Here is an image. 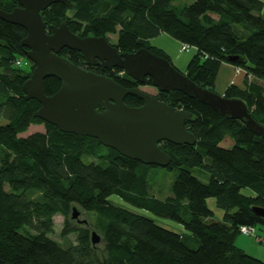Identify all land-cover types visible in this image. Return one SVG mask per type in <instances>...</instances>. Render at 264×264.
Instances as JSON below:
<instances>
[{
	"label": "trees",
	"instance_id": "obj_1",
	"mask_svg": "<svg viewBox=\"0 0 264 264\" xmlns=\"http://www.w3.org/2000/svg\"><path fill=\"white\" fill-rule=\"evenodd\" d=\"M69 1L71 10L57 3L40 13L48 33L65 22L79 37L117 35L120 52L146 48L167 61L146 42L170 35L194 46L182 74L202 88L214 92L221 63L242 68L245 88L230 86L223 96L244 101L251 117L264 125V88L256 84L264 80V0H195L187 5L176 4L178 0ZM17 6L15 0H0L2 11ZM25 37L23 28L0 20V118L6 120L0 124V264H264L235 245L240 227H264V219L252 211L264 209L263 137L179 92L158 93L169 106L191 112L185 128L196 139L193 146L160 144L171 158L162 169L177 170V175L170 196L159 199L150 191L160 167L129 160L96 139L62 133L33 116L40 104L26 100L22 90L34 68L29 60L30 68L25 65L20 45ZM59 55L83 67L79 52L64 48ZM87 70L123 87L136 86L125 75L119 77V69ZM60 85L45 78L44 94L53 95ZM143 85L151 86V79ZM124 103L139 107L142 101L127 96ZM37 125L44 131L29 134ZM225 139L232 141L231 148L220 147ZM83 157L94 161L84 163ZM194 168L207 173V182L192 174ZM245 189L251 194H243ZM35 190L42 193L41 200L30 199ZM112 195L182 225L185 233L111 203ZM209 198L223 211L220 221L213 220ZM72 205L94 214L103 253L92 244L90 230L68 226ZM57 214L65 220L61 237L75 235L68 247L51 238Z\"/></svg>",
	"mask_w": 264,
	"mask_h": 264
},
{
	"label": "water",
	"instance_id": "obj_2",
	"mask_svg": "<svg viewBox=\"0 0 264 264\" xmlns=\"http://www.w3.org/2000/svg\"><path fill=\"white\" fill-rule=\"evenodd\" d=\"M15 1L19 6L9 12L0 10V20L26 31L20 45L34 68L22 85L24 98L40 104L33 113L35 118L62 133L96 139L103 147L129 160L160 168H166L171 161L160 148L162 142L179 146H193L196 142L195 136L185 128V123L192 119L191 112L169 106L159 95L145 93L139 87H123L107 76L73 64L59 55L66 48L79 52L83 65L119 69L138 85L150 78L159 93L179 92L225 119L242 122L264 138V125L251 117L244 101L198 86L169 61L146 48L121 55L104 37H79L65 22L53 26L48 33L40 13L57 3L71 10L69 0ZM238 59L228 57L231 62ZM50 77L61 85L53 95L47 96L43 81ZM127 96L137 97L143 104L129 107L124 103ZM252 211L264 219L263 208L253 207ZM78 217L79 212L73 207L71 218L78 220ZM91 242L98 244L100 236L92 232Z\"/></svg>",
	"mask_w": 264,
	"mask_h": 264
},
{
	"label": "rangeland",
	"instance_id": "obj_3",
	"mask_svg": "<svg viewBox=\"0 0 264 264\" xmlns=\"http://www.w3.org/2000/svg\"><path fill=\"white\" fill-rule=\"evenodd\" d=\"M193 1H195V0H178L176 2V4L187 5V4H191ZM107 41H109V43H111V44H116L117 35H107ZM180 44L181 43L178 40L174 39L172 36L167 35V34H160L154 38L149 39L146 42V46L148 48H150L151 51H153L154 53H163L169 59L170 63L173 65L174 68H176L180 73H185L186 67H187L189 61L191 60V58L195 54V50L191 49L189 52H181L180 51ZM25 61H26L25 65L29 69L30 65H29V63H27L28 60L26 59V57H25ZM31 72H32V69H31ZM118 76L123 77L124 74L121 73ZM262 81L263 82L258 81L256 84L261 86L262 88H264V80H262ZM139 88H140V90H142L145 93H148L151 95L157 94V90L154 87L146 85V86H140ZM214 92L217 93V88L216 89L214 88ZM5 123H6V120L3 117L0 118V124L3 125ZM35 131L36 132L37 131H44L43 125L31 126L28 133L30 134V133L35 132ZM27 134H24V135H27ZM232 145H233V143L229 139H225L223 142L220 143V147H223V148H231ZM82 161L84 163H89V162H92L94 160H92L91 158L83 157ZM157 170H158V173H157L156 180L152 181V183H151L152 188H151L150 194L154 195L155 197H157L159 199H165L166 197L170 196V194H171L170 186H171L173 180L175 179V176L177 175V170L167 171V170L162 169V168H158ZM192 174L195 177H197L199 180H201L202 182H207L208 175H207V173H205L201 169L194 168L192 170ZM242 193L245 195L251 194V192L249 190H246V189L242 190ZM29 197H30V199L38 201V200L42 199V193L39 190H35L33 192H29ZM108 200L117 206L124 207V208H126L132 212H135V213H138L141 215H145L149 218H152L158 224H161L166 228H169L173 231H177L180 233H185L182 225H180V224H178V223H176L170 219H164V218L157 217V216L153 215L152 213L145 211L143 209L136 208V207L130 205L129 203L125 202L124 200L120 199L119 197H117L115 195L110 196ZM206 205L214 214L213 220L220 221L222 219L223 211L216 207L215 199L214 198L207 199ZM73 207L76 208V210L79 212V217H78V220H73L71 218V214H70L69 220H68L69 222L67 223L68 226L69 225L70 226L78 225L80 227H85L88 230H90L91 234H92V232H95L98 236L101 237L100 232L93 227L94 214L92 212L83 210L81 207H79L77 205H72V208ZM72 208H71V212H72ZM53 223H54V231H53V234H51V238L53 240L57 241L61 245V247H68L70 244L75 243V235L72 233L69 234L68 236L61 237L60 232L62 230L64 223H65V220L61 215H58V214L55 215L53 217ZM254 231H255V235L257 236L260 232L261 233L264 232V227L256 226L254 228ZM242 236L243 235L239 234L236 237L235 241L237 242V240L243 239ZM254 236L248 237L247 239H244V240L255 242L256 245L254 243H252V249H254L255 251L258 249L257 251H259L260 250L259 247H261V246H257V245H260L261 243H259L260 241L258 239H256ZM95 245H96L95 247L97 249L98 254L103 253L102 241H100L98 244H95ZM188 245L192 249L196 248V246L193 243H191V244L189 243ZM244 252H246V251H244ZM248 252H249L248 254H251L252 256H255L254 255L255 253L258 254V252L252 253L249 250H248ZM255 257H257V256H255Z\"/></svg>",
	"mask_w": 264,
	"mask_h": 264
},
{
	"label": "crops",
	"instance_id": "obj_4",
	"mask_svg": "<svg viewBox=\"0 0 264 264\" xmlns=\"http://www.w3.org/2000/svg\"><path fill=\"white\" fill-rule=\"evenodd\" d=\"M231 81H234V83L232 84ZM246 82L247 81L244 75H240L237 77L234 76V66L227 64V63H221L219 66L214 88L215 89L217 88V93L219 95H223L229 86L233 85V86H237L238 88L243 89L245 88ZM257 236L259 237V241H260L259 243H261L260 245H257V246H261L259 247L260 249L259 251H257L258 249L256 251L252 249V243L256 245L255 242L244 240L248 238L246 236H242L243 239H239L237 240V242L235 241V245L241 250L246 251L245 253L247 254L249 253L248 250L252 253L258 252V254L256 253L254 254L257 257L252 256L251 254H248V255L264 262V232L262 233L260 232Z\"/></svg>",
	"mask_w": 264,
	"mask_h": 264
},
{
	"label": "built area",
	"instance_id": "obj_5",
	"mask_svg": "<svg viewBox=\"0 0 264 264\" xmlns=\"http://www.w3.org/2000/svg\"><path fill=\"white\" fill-rule=\"evenodd\" d=\"M191 49H194V46H191V45L186 44V43H181L180 44V51L181 52H189ZM206 57L207 56H205V58ZM21 62H22V60L18 59V60H16L15 63H16L17 66H19V65H21ZM240 75L246 76L245 71L242 68H240V67H234V76L237 77V76H240ZM248 78H249V80H252V76L251 75H248ZM231 83L233 84L234 81H231ZM254 228L255 227H253V226H242L239 229V234H241L243 236H247V237H252V236L255 235ZM254 237L259 240L258 236L255 235Z\"/></svg>",
	"mask_w": 264,
	"mask_h": 264
},
{
	"label": "flooded vegetation",
	"instance_id": "obj_6",
	"mask_svg": "<svg viewBox=\"0 0 264 264\" xmlns=\"http://www.w3.org/2000/svg\"><path fill=\"white\" fill-rule=\"evenodd\" d=\"M106 41H107V39H106ZM108 43H109V41H107ZM110 45H112V46H114L116 49H117V51H118V53L119 54H121V55H123V54H125V53H122V52H120L119 50H118V48L116 47V44H111V43H109ZM84 66V68H86V69H88V68H91V69H97V68H99V69H101V70H105V69H102L101 67H99V66H87V65H83ZM113 70H115V69H113ZM120 73V72H119ZM122 73V72H121ZM120 73V74H121ZM124 74V73H123ZM125 75V74H124ZM126 76V75H125ZM124 78H127V79H129V81H131L133 84H135L136 86H131V87H140V86H146V85H143V84H137L136 82H134L133 80H131L129 77H124ZM145 82H146V80H145ZM151 87H153L152 85H151ZM157 90V89H156ZM158 90H157V94L156 95H158ZM143 104V103H142ZM141 104V105H142Z\"/></svg>",
	"mask_w": 264,
	"mask_h": 264
}]
</instances>
